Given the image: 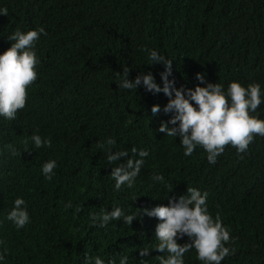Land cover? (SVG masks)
Returning a JSON list of instances; mask_svg holds the SVG:
<instances>
[{
  "label": "trees",
  "instance_id": "16d2710c",
  "mask_svg": "<svg viewBox=\"0 0 264 264\" xmlns=\"http://www.w3.org/2000/svg\"><path fill=\"white\" fill-rule=\"evenodd\" d=\"M0 7L7 9L0 15V52L10 47L12 31L45 29L35 41L37 79L26 87V109L15 120L0 117V254L8 250L0 264H83L85 253L106 264L118 254L128 264H158L163 253L138 252L157 243L156 218L140 212L130 225L117 220L100 228L90 226L89 214L167 205L166 195L178 197L187 187L207 191L209 214L230 229L226 246L235 253L221 264H264V137L254 136L243 153L225 145L214 164L199 146L184 156L179 137L157 131L172 115L162 111L167 97L116 84L124 66L130 81L151 72L161 84L163 65H146L144 50L154 49L172 61L176 87L203 86L195 78L202 73L225 88L256 82L264 92V0H0ZM154 104L161 108L155 116ZM256 111L264 119V103ZM26 128L50 146L26 150L18 140ZM109 137L113 151H148L131 188L113 187L114 165L96 147ZM49 159L57 167L45 179L40 167ZM155 173L162 182L152 183ZM17 197L30 217L20 229L5 219ZM69 201L81 212L65 208ZM184 264L202 262L190 249Z\"/></svg>",
  "mask_w": 264,
  "mask_h": 264
},
{
  "label": "clouds",
  "instance_id": "9594fccd",
  "mask_svg": "<svg viewBox=\"0 0 264 264\" xmlns=\"http://www.w3.org/2000/svg\"><path fill=\"white\" fill-rule=\"evenodd\" d=\"M0 15H7V9L0 7ZM8 21L12 25L9 18ZM43 34L45 29L37 27L27 31L16 29L6 36L11 43L10 47L0 52V117L15 120L26 109V87L37 79L36 65L39 57L36 55L35 41ZM144 51L148 61L146 65H163V71L159 74L161 84H157L151 72L128 80L129 69L126 66L122 68V73L116 72L119 80L115 82L120 89L136 90L138 86H142L146 92L153 95L163 93L167 97L162 111L172 115L167 121H161L157 131L165 136L179 137L184 156H190L199 146L206 153L208 163L214 164L217 156L224 151L225 145H231L237 153H243L247 151L254 136L264 137V119L258 118L259 113L256 111L264 103V92L258 83L242 86L238 81H231L225 88L219 83L206 82L202 73H196V80L203 86L198 84L193 88L176 87L175 81L169 79L172 74V61L154 49ZM159 111V105H152L151 113L154 116ZM18 132V140L26 150L50 146L48 138H43L31 128ZM115 144L116 141L109 137L103 142L97 141L96 147L103 152L107 163L114 165L110 172L114 189L120 190L122 186L131 188L148 151L133 146L130 155L127 149L113 151L112 146ZM7 147L15 156L16 150L10 145ZM121 157L127 159L122 164L117 163ZM56 167V160L49 159L41 164V174L45 179H51ZM150 179L155 184L162 182L164 178L155 173ZM207 197V191L187 187L186 193L178 197L166 195L167 205L143 208L139 212H126L120 206H113L110 211L101 209L99 213H90V226L104 228L117 220L130 225L143 212L158 221L155 225L157 243L139 248L140 257H147L155 250L163 253L156 256L158 264H184V254L194 249L196 259L202 264H221L226 256L235 253V248L226 246L230 240V229L222 225L219 216L213 218L209 214ZM69 207L74 208V215L82 210V206H74L70 201L65 204V208ZM5 219L17 229L29 223L30 217L23 198L14 199ZM185 236L188 242H177ZM7 251V248L3 249L0 260L4 259ZM128 260L127 255L118 254L109 259L107 264H128ZM83 264H106V261L98 255L90 256L85 253ZM141 264H145V259H141Z\"/></svg>",
  "mask_w": 264,
  "mask_h": 264
}]
</instances>
